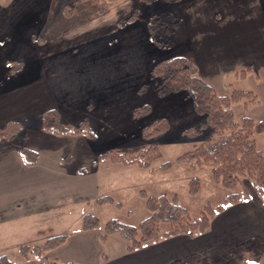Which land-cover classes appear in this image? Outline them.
<instances>
[{
	"label": "crops",
	"instance_id": "obj_1",
	"mask_svg": "<svg viewBox=\"0 0 264 264\" xmlns=\"http://www.w3.org/2000/svg\"><path fill=\"white\" fill-rule=\"evenodd\" d=\"M120 1L112 2L110 7H102L103 13L87 16L89 21H85L77 32L55 31L51 40L45 37L38 40L32 34L33 49L20 61L18 70H11L15 58L0 54V126L10 120H20L24 125L20 135L0 143V253L9 245L10 239H27L35 233L49 236L44 230L27 231L21 220V210L28 202H31L28 206L30 211H35V203L37 208L40 206L45 183L42 174L37 176L34 172L38 163L29 165L19 153L21 147H30L17 141L26 135V121L33 119L39 123L46 110L55 108L60 112L62 123L68 127L77 126L88 117L95 130L107 124H116L114 131L117 132L118 122L133 117L135 107L160 99L154 89L145 92L139 89L148 82L153 66L170 56L156 55L155 51H160V48L151 41L146 24L142 29L133 26L121 28L120 21L114 17L122 9L115 6ZM213 1L187 3L186 24L193 52V57H188L197 63L202 77L222 95H229L233 88H238L227 83L231 75L238 78L236 74L240 70L251 68L243 79L250 82V87L242 86L240 89L253 90L259 98L258 102L249 106L237 102L233 108L237 120L242 121L245 116L263 120L264 11L261 0H242L244 17H254L242 23L233 17L229 19L231 22L221 20L219 16L222 10L213 9ZM27 7L19 3L12 5L11 9L22 11ZM209 7L211 12L208 11ZM64 8L65 18L74 20V11L71 9L68 12L69 5ZM231 15H234L233 12ZM83 17L81 21L86 19L85 15ZM130 22L134 23L133 20ZM6 32L2 36L4 39L12 34L11 31ZM116 35H120V42ZM36 39L38 41L34 46ZM166 97L170 99L165 102L166 105L173 104L177 111L182 112L185 122L192 117L202 119L184 92ZM161 116L168 120L171 118L167 114ZM38 126L43 129L42 124ZM101 164L104 165L99 162L93 166L94 170L74 176L60 174L57 181L75 179L86 187L89 183L87 177L98 179L100 170L117 167H101ZM249 193L250 199L229 205L216 215L213 225L205 234L193 237L178 235L149 243L133 252H129L126 246L123 252L107 257L105 264H194L205 253H214L216 260L220 254L218 251L226 245L246 241L252 236H264V227L256 225L259 215L264 213V202L254 189ZM82 213L84 216L85 209H82ZM7 232L8 238L5 239L3 235ZM102 232V229H77L70 233L67 242L50 251L47 257L59 258L62 262L101 264L112 236L103 242ZM16 264L41 263L37 259L26 262L21 259Z\"/></svg>",
	"mask_w": 264,
	"mask_h": 264
},
{
	"label": "rangeland",
	"instance_id": "obj_2",
	"mask_svg": "<svg viewBox=\"0 0 264 264\" xmlns=\"http://www.w3.org/2000/svg\"><path fill=\"white\" fill-rule=\"evenodd\" d=\"M19 3L26 4L28 7L22 11L11 9L12 5ZM187 3L192 4L193 2L192 0L177 2L175 0H151L144 3L143 0L141 2L139 0H122L115 5L122 9L114 17L119 22L134 10H139L132 19L134 23L130 24V20L125 21L121 26L123 29L130 26L142 29L144 24H147V20L149 18L153 19V17L160 22H166L167 26H171L170 23L174 21H179L180 25L171 34V45L166 48L159 47L160 51H155V53L156 55L161 53L170 57L178 54L193 57L189 42L191 36H188L186 24L187 12L185 8L189 5ZM65 5H69L74 11V20L65 18ZM111 5L112 2L107 0H0V54L6 58H15L17 62H20L26 54H29L27 52L33 49L31 45L33 41L32 34H35L37 38L45 37L51 40L55 31L77 32L81 30L79 28L85 21H89L87 16H92L96 12L103 13L102 7L107 8ZM261 6L264 11V0H261ZM243 7L242 0H225L222 2L215 0L212 4L213 9L222 10V15L219 16L221 20L228 21L233 17L238 19L240 23L254 18L253 16L244 17ZM208 11L211 12L210 7ZM232 12L234 15H231ZM83 15L86 16V19L81 21ZM230 20L229 22H231ZM6 31H11L12 34L9 38L4 39L2 36L7 33ZM116 36L120 42V35ZM37 41L36 39L33 43L34 46H36ZM243 79L240 76L235 78L231 75L227 83L238 88L242 86L250 87V82ZM159 98L158 101L146 103L152 105V112L149 116L147 115L138 120H134L132 117L123 119L117 124V132L114 131L116 124H107L102 129L96 130L98 138L84 133L58 135L52 131L39 129L38 124H43L41 122H34L33 119L26 121V135L17 139V141L19 140L30 146L31 148H29L36 152L35 158L38 165L34 172L37 173V176L42 174L43 182H45L39 200L40 206L37 208V203H35V206H33L35 211H30L28 206L31 205V202H28L21 210L23 214L21 220L24 227L27 228L26 230L29 232L33 229H37L38 232L44 230L49 236L59 235L64 231L80 230L81 219H83L82 209H85V213H94L99 216L103 226L111 219H120V221L138 225L149 215L150 211L146 206L147 198L142 196L141 190H145L147 195L152 197L164 193L168 195L177 194L182 205L191 212L193 217L201 216L204 205L208 202L214 207L222 204L231 190L212 180L211 164L193 168L190 164L182 163L181 165L177 163L169 171L154 169L144 171L136 165H117V167L108 171L100 170L98 179H92V176L87 177L86 181H89V183L86 187L83 185L84 183H78L75 179L57 181V176L60 174L74 176L81 173V169L94 170V162L99 153L112 148L122 152L147 148L151 144H155L164 152L163 161L175 160L180 155L214 136V131L211 128L205 129L196 137L188 135L184 132L185 129L199 126L206 118L201 117L202 119L195 120L192 117V119L185 122L182 112L177 111L173 104L166 105L170 99H165L167 97L164 99ZM162 114L171 117L169 120L171 130L153 140H147L142 134V129L144 126L162 118ZM115 133H117V136H115ZM256 139L257 144H259L258 147L264 152V133L258 134ZM160 163L157 162L154 167L159 166ZM104 165L101 164L100 166L104 167ZM193 178L201 180L203 190L199 194L191 196L189 182ZM243 185L244 189L253 190L248 179L244 180ZM104 195L114 196L117 202L122 203L123 208H118L114 204H97L96 200ZM256 225L264 227V213L259 215ZM7 234L8 232L3 235L5 239L8 238ZM49 236L45 237L42 234L35 233L27 239L25 237L18 238V240L10 239L9 245L3 248L1 253H14L15 260L18 262L22 259L18 254V248L21 245L25 243L39 245L47 241ZM127 245L128 243L118 234H113L106 245L102 261L105 263L107 257L123 252ZM218 252L220 254L216 256V260L213 256L214 253H205L201 259L198 257L199 259L194 264H244L245 261L264 264V236H252L251 239L246 241L226 245ZM46 255L48 256V253ZM56 259L62 262L61 259Z\"/></svg>",
	"mask_w": 264,
	"mask_h": 264
},
{
	"label": "trees",
	"instance_id": "obj_3",
	"mask_svg": "<svg viewBox=\"0 0 264 264\" xmlns=\"http://www.w3.org/2000/svg\"><path fill=\"white\" fill-rule=\"evenodd\" d=\"M117 2L118 0H107ZM151 0H143L144 3ZM184 1V0H175ZM195 1V0H192ZM71 8L68 9L70 12ZM139 12L134 10L126 18L120 21L122 26L125 21H131ZM151 41L161 48L171 45V34L175 31L179 21H174L171 26L166 22H160L155 17L149 18L146 22ZM42 38H38L40 40ZM21 62H14L11 70H18L17 66ZM251 68L240 70L237 76L245 78ZM154 89L157 95L164 98L174 93L184 92L193 102L195 112L206 118L197 127H189L184 130L190 136H198L205 129L211 128L214 136L203 143L195 146L194 149L180 155L175 160H164V152L155 144L147 148H137L118 152L109 149L98 155L94 165L99 162L105 167L111 165H136L141 169H154L169 171L174 165L185 163L193 168L203 167L211 164L212 180L231 190L224 198V202L214 207L210 202L206 203L203 213L199 217H193L191 212L182 205L177 194L167 193L159 196H148L145 190L141 194L146 199V206L149 215L138 225L123 222L120 219H111L103 226L101 219L94 213H85L81 222L80 230L92 231L102 229L101 239L107 241L108 237L118 234L129 245V252L144 248L149 243L178 236H196L205 234L213 225L212 221L216 215L222 213L227 206L250 199V191L244 189V180L248 179L255 193L264 202V152L258 147L256 136L264 133V119L255 120L245 116L242 121L237 120L233 104L243 102L246 106L258 102V97L253 90L233 88L229 95H222L208 83L201 75L197 63L186 55L178 54L165 60L157 62L150 73L148 82L144 83L139 91L145 92ZM152 105L146 104L135 108L132 111L133 119L138 120L151 114ZM60 112L57 109H48L41 118L42 128L52 131L55 134L63 135L67 133L88 134L98 138V133L92 126L88 117H85L77 126L68 127L62 123ZM9 122V123H8ZM0 126V143L9 141L24 130V125L20 120H10ZM171 130L170 121L167 118H159L155 122L144 126L142 134L147 140L167 133ZM21 157L30 165L36 163V152L28 147L19 149ZM33 156V157H31ZM157 162L160 165L154 167ZM87 169H81L84 173ZM189 193L197 195L203 190L199 178H193L189 182ZM242 188V189H240ZM97 204H114L118 208H123L122 203L117 202L114 196L104 195L96 200ZM167 226V227H166ZM69 231H64L59 235H51L47 241L39 245L25 243L18 248V254L23 260L29 261L37 259L41 264H79L77 262H60L58 259H50L47 253L57 249L70 236ZM104 259V257H103ZM14 253H0V264H16ZM101 264H105L103 261ZM244 264H257L253 261H245Z\"/></svg>",
	"mask_w": 264,
	"mask_h": 264
}]
</instances>
